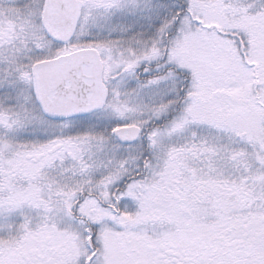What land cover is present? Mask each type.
<instances>
[{"label": "snow or ice", "instance_id": "obj_1", "mask_svg": "<svg viewBox=\"0 0 264 264\" xmlns=\"http://www.w3.org/2000/svg\"><path fill=\"white\" fill-rule=\"evenodd\" d=\"M0 264H264V0H0Z\"/></svg>", "mask_w": 264, "mask_h": 264}]
</instances>
